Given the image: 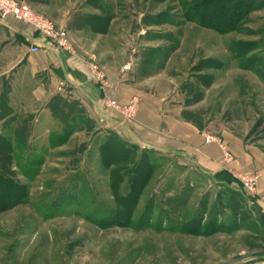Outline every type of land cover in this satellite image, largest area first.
Listing matches in <instances>:
<instances>
[{
	"label": "rangeland",
	"instance_id": "obj_1",
	"mask_svg": "<svg viewBox=\"0 0 264 264\" xmlns=\"http://www.w3.org/2000/svg\"><path fill=\"white\" fill-rule=\"evenodd\" d=\"M220 1L53 0L39 11L23 3L65 30L71 51L57 22L81 9L68 23L87 30L75 43L90 56L104 112L130 125L144 96L194 125L204 144L223 149L219 139L228 132L264 151V27L253 11L235 29L204 26L218 22L213 12L221 6H234ZM120 65L133 90L129 100L137 98L131 118L106 106L108 99L119 102L108 96L103 67ZM7 95L0 96V264L264 258V222L235 173L193 169L143 148L61 97L51 100L53 122H35L26 96L10 105Z\"/></svg>",
	"mask_w": 264,
	"mask_h": 264
},
{
	"label": "crops",
	"instance_id": "obj_2",
	"mask_svg": "<svg viewBox=\"0 0 264 264\" xmlns=\"http://www.w3.org/2000/svg\"><path fill=\"white\" fill-rule=\"evenodd\" d=\"M18 1L39 11L50 9L53 0ZM245 1L254 7L253 14L264 27V0ZM76 10L81 9H74L57 22L66 29L74 45L75 50L70 52L53 50L35 29L11 17L0 19V96L8 94L10 105L16 96H26L29 99L27 103L34 106L29 113L35 122H53L51 100L56 96L61 97L63 102H67L70 107L74 105L75 109L84 106L98 122L106 119L101 127L112 124L141 147L175 156L193 169H222L235 174L258 173L255 191L251 195L264 222V151L236 134L224 132L219 140L231 153V160L222 161L223 149L219 144H204L200 131L194 125L144 96L140 100L136 120L130 125L119 121L112 112H104L101 107V91L94 85L89 73L90 56L79 50L75 43L76 35L83 36L87 30L79 24L71 28L68 23ZM77 17L80 19L81 15ZM35 43H38V50L31 53L29 49ZM103 68L107 75L108 96L115 97L120 104L127 103L133 90L130 80H124L121 65L115 69ZM46 133L48 135L49 131ZM26 135L33 137L35 130ZM239 264H264V258L250 259Z\"/></svg>",
	"mask_w": 264,
	"mask_h": 264
},
{
	"label": "built area",
	"instance_id": "obj_3",
	"mask_svg": "<svg viewBox=\"0 0 264 264\" xmlns=\"http://www.w3.org/2000/svg\"><path fill=\"white\" fill-rule=\"evenodd\" d=\"M11 17L17 22H21L33 29H35L42 38L47 40L50 47L55 51H67L70 52V44L67 38L65 30L57 28L51 21H49L44 16L36 13L32 10L27 4L23 2H18L17 0H0V19H5ZM38 43L33 44L30 47L29 51L31 53L38 50ZM127 66H124V70L127 69ZM97 81L102 84V78L100 74H96ZM106 106L109 109L118 111L125 118H131L137 107V98L130 99L125 104H119L114 99H108ZM206 142L214 141V138L206 135L204 136ZM222 147H224L222 145ZM224 149V159L226 161L231 160L229 151ZM236 177L239 178L241 185L245 191L253 193L255 191V186L257 179L259 177L258 173H248V174H236ZM264 200V196H262Z\"/></svg>",
	"mask_w": 264,
	"mask_h": 264
},
{
	"label": "trees",
	"instance_id": "obj_4",
	"mask_svg": "<svg viewBox=\"0 0 264 264\" xmlns=\"http://www.w3.org/2000/svg\"><path fill=\"white\" fill-rule=\"evenodd\" d=\"M223 1H220V3H222ZM229 1L232 2L234 6L232 7L224 6L225 9H223L224 7L221 6L220 9L216 10V12H213V15L218 19V22H212V21L210 22L207 20L203 22V25L206 27L217 29L219 32H223L225 29H235L237 22L240 19L244 18L247 13L252 12L254 10V7L251 5L249 1H243V0H229ZM261 122L262 125H264V118L261 120ZM4 142L5 145L7 146L5 148L9 150L10 148L9 144H7L6 141ZM1 198L3 199V197L0 196V200Z\"/></svg>",
	"mask_w": 264,
	"mask_h": 264
}]
</instances>
